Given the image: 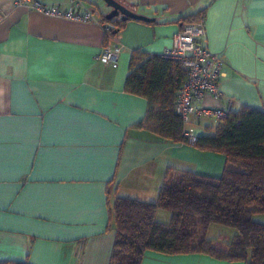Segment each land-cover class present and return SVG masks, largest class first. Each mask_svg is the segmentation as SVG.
Masks as SVG:
<instances>
[{"label":"crops","instance_id":"obj_1","mask_svg":"<svg viewBox=\"0 0 264 264\" xmlns=\"http://www.w3.org/2000/svg\"><path fill=\"white\" fill-rule=\"evenodd\" d=\"M119 1L154 23L129 19L110 37L98 0H85L90 22L30 6L69 0H0V262L109 264L115 197L154 201L168 168L221 175L223 154L137 127L148 102L124 89L131 53L163 55L181 17L204 12L198 42L222 63L221 98L196 106L264 110V0ZM106 40L121 46L116 67L97 59ZM216 124L201 115L185 127L198 136ZM170 216L159 209L155 219ZM141 264L245 263L147 250Z\"/></svg>","mask_w":264,"mask_h":264},{"label":"trees","instance_id":"obj_2","mask_svg":"<svg viewBox=\"0 0 264 264\" xmlns=\"http://www.w3.org/2000/svg\"><path fill=\"white\" fill-rule=\"evenodd\" d=\"M204 17V12H199L183 16L178 22L182 28ZM129 19H106L104 15L102 21L112 26L107 36H116ZM107 44L106 40L104 46ZM184 78L177 59L141 50L131 53L124 89L148 102L146 115L137 127L170 141L189 143L183 135L182 118L174 109ZM191 145L223 154L226 163L221 175L168 168L154 201L115 197L111 210L116 234L109 264H141L147 250L207 253L226 261L264 264V222L253 219L255 214H264V110L245 106L227 111L212 134L196 136ZM159 209L170 212L168 223L155 219ZM212 224L231 227L235 232L229 240L213 241L207 238Z\"/></svg>","mask_w":264,"mask_h":264},{"label":"built area","instance_id":"obj_3","mask_svg":"<svg viewBox=\"0 0 264 264\" xmlns=\"http://www.w3.org/2000/svg\"><path fill=\"white\" fill-rule=\"evenodd\" d=\"M32 8L46 14L62 17L70 20L90 22L95 20L92 9L87 6L85 0H69V5H43L33 2ZM106 27V33L111 29ZM205 36L204 19L197 22L187 23L177 31L172 39V45L163 55L177 59L185 72L174 104L175 112L182 118L184 125L190 119H198L201 115L213 116L219 122L227 115L222 108H198L197 101L205 96L211 95L214 98H221L222 91L219 79L223 75L222 63L215 53L208 50L205 45L198 42V39ZM120 45L103 46L97 59L112 67L117 66ZM183 135L192 144L196 140L193 128L185 127Z\"/></svg>","mask_w":264,"mask_h":264},{"label":"water","instance_id":"obj_4","mask_svg":"<svg viewBox=\"0 0 264 264\" xmlns=\"http://www.w3.org/2000/svg\"><path fill=\"white\" fill-rule=\"evenodd\" d=\"M103 4L109 8V12L105 14L106 19H111L113 17L120 16L121 19L125 20L127 18L130 19H141L146 21H154L153 17H149L147 15H143L141 13L136 12L135 10L127 7L119 0H102ZM118 29H115L113 32L116 33Z\"/></svg>","mask_w":264,"mask_h":264},{"label":"rangeland","instance_id":"obj_5","mask_svg":"<svg viewBox=\"0 0 264 264\" xmlns=\"http://www.w3.org/2000/svg\"><path fill=\"white\" fill-rule=\"evenodd\" d=\"M98 2L99 3H103L102 0H98ZM195 130H196L197 133L201 132L200 128H198V129L195 128ZM253 219L256 220V221L264 222V214L263 213L255 214L253 216ZM210 227L211 228H210V230L208 232V237L210 239H215V241H225V238L227 236L231 235L232 232H235V229H233L231 227L222 226V225H219V224H212ZM217 227H220V228H217ZM226 231H228L229 233H227ZM216 245H220L221 246V244H219V243L216 244Z\"/></svg>","mask_w":264,"mask_h":264}]
</instances>
